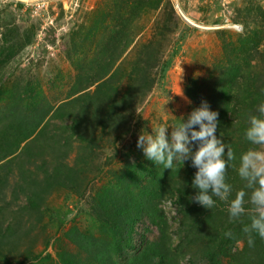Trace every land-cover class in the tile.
I'll use <instances>...</instances> for the list:
<instances>
[{
	"label": "rangeland",
	"instance_id": "374dc122",
	"mask_svg": "<svg viewBox=\"0 0 264 264\" xmlns=\"http://www.w3.org/2000/svg\"><path fill=\"white\" fill-rule=\"evenodd\" d=\"M47 6L31 14L15 0H0V109L14 96L22 114L53 111L81 94H88L87 103L97 101L96 90L104 89L99 113L105 119H87L83 139L73 140L61 161L70 175L42 191L43 175L29 173L34 207L18 187L28 175L18 166L0 169V218L12 228L1 236L0 264H62L65 258L85 264L95 245L111 238L97 212L99 197L128 170L126 158H145L139 135L167 126L170 136L178 117L191 110L189 94L210 93L230 61L244 69L249 62L252 76L264 64V0H48ZM103 69L102 79L89 82ZM189 147L196 151L198 142ZM178 165L161 169L174 172ZM162 208L176 217L170 201Z\"/></svg>",
	"mask_w": 264,
	"mask_h": 264
},
{
	"label": "trees",
	"instance_id": "16d2710c",
	"mask_svg": "<svg viewBox=\"0 0 264 264\" xmlns=\"http://www.w3.org/2000/svg\"><path fill=\"white\" fill-rule=\"evenodd\" d=\"M242 43L244 46L247 42L243 40ZM257 49L258 45L252 50L257 52ZM245 65L244 69L237 59L230 61L225 69L223 67L219 83L210 93L202 95L193 90L189 94L193 100L191 110L178 117V120L186 121L202 102H207L218 114L217 138L236 155L225 174V182L231 186L228 198L214 196L215 206L211 209L192 199L197 191L191 186L196 169L191 166L190 158L179 163L174 172H163V165H156L146 157L126 158V162L131 160L126 165L128 170L113 177V188L100 196L96 204L98 215L111 238L107 243L96 244L97 253L87 258L85 264H264V239L252 233L255 243L249 246L248 234L243 232V228L250 224L251 216L255 215V209L249 208L250 199L245 196V212L241 217L227 219L230 202L237 191L249 189L238 174L239 158L256 147L246 140L245 130L249 126V117L259 115L258 107L264 102L263 62L257 76L247 74L250 63ZM105 72L106 69L101 70L89 82L102 79ZM98 85L103 88L106 81H99ZM255 86L258 89H254ZM95 93L97 101L87 103L88 94H81L53 111L47 107L36 114H22L17 105L20 99L10 96L6 107L0 109V169L7 164V169L18 166V173L28 175L24 184L18 187L30 207H34L38 198L30 191L36 182L33 177L29 178V173L34 171L43 175L42 186L38 188L42 191L50 189L63 175H70L71 167L61 161L73 140L83 139L87 119L92 123L105 119L99 113V107L107 102L103 101L107 91L97 89ZM37 104V101L31 103L34 108ZM53 120L60 122L53 123ZM195 129L198 131L199 126ZM191 150L195 151L194 148ZM48 154L50 158L46 159ZM137 176L142 180L140 183H137ZM15 190L13 188V192ZM165 201L174 206L176 217L170 218L162 208ZM17 214L14 212L16 227ZM10 231L11 222L1 217L0 242L1 236ZM239 241L244 244L240 250L236 248ZM62 264L81 263L65 258Z\"/></svg>",
	"mask_w": 264,
	"mask_h": 264
},
{
	"label": "clouds",
	"instance_id": "9594fccd",
	"mask_svg": "<svg viewBox=\"0 0 264 264\" xmlns=\"http://www.w3.org/2000/svg\"><path fill=\"white\" fill-rule=\"evenodd\" d=\"M258 113L249 117L245 138L252 145L264 146V102L259 105ZM217 116L207 102H202L186 121L181 119L172 127L170 136L166 134L167 126H158L154 133H141L137 139V147L145 157L164 168L172 169L176 162L182 164L190 158L191 166L196 169L191 186L197 191L192 199L207 209L215 206L214 196L226 200L231 193L225 174L230 162L236 159L233 150L217 138ZM195 126H199L198 131ZM195 142L198 147L193 152L189 146ZM239 160L238 174L246 181V187L252 189L250 202L255 206V215L251 216L250 224L243 228V232L248 234L249 246H254L252 233L264 239V150L249 149L240 155ZM246 195L241 189L231 200L229 214L233 219L244 214Z\"/></svg>",
	"mask_w": 264,
	"mask_h": 264
},
{
	"label": "built area",
	"instance_id": "2783aa9c",
	"mask_svg": "<svg viewBox=\"0 0 264 264\" xmlns=\"http://www.w3.org/2000/svg\"><path fill=\"white\" fill-rule=\"evenodd\" d=\"M24 11H29L31 14L46 12L48 8V0H15V3Z\"/></svg>",
	"mask_w": 264,
	"mask_h": 264
}]
</instances>
